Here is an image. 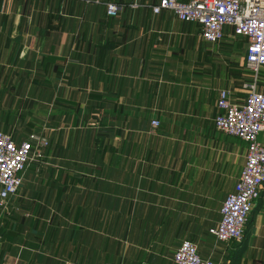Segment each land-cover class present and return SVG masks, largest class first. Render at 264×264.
<instances>
[{
	"label": "crops",
	"instance_id": "crops-1",
	"mask_svg": "<svg viewBox=\"0 0 264 264\" xmlns=\"http://www.w3.org/2000/svg\"><path fill=\"white\" fill-rule=\"evenodd\" d=\"M156 1L0 0V129L49 138L0 212V264H177L186 238L264 264V185L242 238L209 232L245 161L213 123L219 89L242 101L252 79L245 38L203 39Z\"/></svg>",
	"mask_w": 264,
	"mask_h": 264
},
{
	"label": "built area",
	"instance_id": "built-area-1",
	"mask_svg": "<svg viewBox=\"0 0 264 264\" xmlns=\"http://www.w3.org/2000/svg\"><path fill=\"white\" fill-rule=\"evenodd\" d=\"M104 4L109 15L121 9L113 1ZM149 6L154 13L170 10L181 20L198 22L201 37L208 41L220 43L226 26L245 38L247 67L252 79L244 80L241 85L244 99L236 101L231 90L219 89L213 117L218 130L245 142V161L233 190L222 200L219 220L209 228L219 240L240 239L251 207L264 185V85L258 88L257 82L258 71L264 65V0H157ZM158 124L157 119L151 120L152 126ZM48 143L44 133L31 131L25 138L15 140L10 131L0 129V212H8L12 197L18 195L22 186L29 161L40 157ZM172 259L177 264H219L203 257L190 239L181 240Z\"/></svg>",
	"mask_w": 264,
	"mask_h": 264
},
{
	"label": "rangeland",
	"instance_id": "rangeland-1",
	"mask_svg": "<svg viewBox=\"0 0 264 264\" xmlns=\"http://www.w3.org/2000/svg\"><path fill=\"white\" fill-rule=\"evenodd\" d=\"M222 40H223V38H222ZM222 40H221V41H222ZM248 69H249V68H248ZM249 70H250V69H249ZM250 72H251V70H250ZM251 73H252V72H251ZM250 80H251V79H250ZM186 239H187V238H186ZM190 240H191V239H190Z\"/></svg>",
	"mask_w": 264,
	"mask_h": 264
}]
</instances>
